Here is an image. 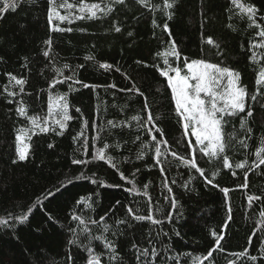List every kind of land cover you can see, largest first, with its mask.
Instances as JSON below:
<instances>
[{
	"label": "trees",
	"instance_id": "16d2710c",
	"mask_svg": "<svg viewBox=\"0 0 264 264\" xmlns=\"http://www.w3.org/2000/svg\"><path fill=\"white\" fill-rule=\"evenodd\" d=\"M150 2L162 8L163 0ZM243 2L259 9L257 23L264 27V0ZM128 4L129 7L115 6L113 13L98 20H77L72 24L54 21L60 28L73 29L71 32L50 30L48 0H35V3L20 0L16 11L0 14V217L21 214L37 198L43 201L46 209L40 211L37 207L24 224L9 221L8 227L0 226V264H69V256L73 258L72 264H85L84 246L89 245L90 237L80 235L76 244L68 243L73 239L71 229L79 228L71 219L74 213L86 220L92 236L101 235L102 228L90 221L105 217L103 223L108 224L109 231L103 235L115 242L122 264H137L135 250L131 248L133 243L141 249H157L156 257L149 255L147 258L150 264H192L194 257H200L201 264H229V261L264 264V217L260 216L264 211V165L250 171L248 167L227 170L222 160L205 157L197 151L198 166L208 178L218 170L213 181L218 185L215 188L205 183L204 177L194 169L180 165L170 153L191 159V149L185 151V148L189 141L194 143V138L184 137L174 105L170 103V90H166V81L155 67H164L163 53L170 46L169 33L162 30L167 21L171 39L182 57L221 63L241 74V84L250 94L246 103L253 108V116L247 118V127L252 133L248 138L246 131L240 129V117L233 119L225 126V132L235 131L237 138L244 137L249 147L243 149L231 141L233 146L226 154L233 164L247 159L250 166L264 137V107H261L264 97H258L255 102L250 99L256 91L259 67L250 63L248 45L252 39L259 40L255 36L259 29L249 28L246 18L234 14L230 18L229 0H177L170 10L173 12L171 20L160 10L141 8L133 0H128ZM153 18L161 27L153 28ZM114 23L121 28L119 33L114 31ZM128 32L133 35L128 36ZM207 37H212L219 49L207 45L204 42ZM49 39L51 51L46 58L43 52L48 50L45 41ZM86 56L94 59L86 61ZM172 62L176 66V62ZM100 63L114 67L105 70L99 67ZM182 63L181 60V67ZM64 64H68L69 69H63ZM81 65L83 67H78ZM55 68H61L64 76H74L82 84L96 87L73 84V90L69 91L70 80L49 89L50 82L62 79L56 75ZM5 73L27 79L25 93L21 96L28 106L29 116L47 117L49 94L67 93L69 114L73 117L67 122L63 135L55 132L33 135L28 141V157L16 163H13L16 159L15 130L30 125L16 115V103L7 102L3 93L7 84ZM133 85L143 95L137 94L135 89L122 91ZM145 102L149 106L147 110ZM149 111L154 122L156 118L163 121L164 139L168 141V152L161 157L166 161L162 165L163 175L161 165L155 164L156 142L151 140L146 129L138 126V121L131 119L140 116L141 121L147 120ZM109 120L120 126L108 125ZM81 131L88 137L87 152L83 137L77 141L73 139ZM93 137H96L94 143ZM106 144L109 147L105 152L114 159L119 171L94 159L93 154ZM143 144L148 147L143 148ZM141 152L142 159H137ZM73 159L89 163L73 164ZM245 171L248 172L247 188L241 187L245 183ZM120 172L135 182L138 193L126 191L132 184L121 180ZM190 176L193 177L191 183L185 188ZM93 180L103 181L109 187H100ZM165 181L172 189L171 194L163 186ZM145 184L148 185L147 195L143 194ZM223 188L229 189L227 196L221 191ZM49 192L54 195L49 196ZM248 195L260 196L261 200L250 206ZM81 197L90 198L92 208L77 204ZM172 197L176 201L175 208L171 205ZM150 206L154 218L161 223L136 221L128 214V208H132L135 214L147 216ZM169 212L171 219L167 218ZM48 214L54 220H49ZM120 220L126 223H117ZM213 233L223 236L222 250L217 249L209 260H203L215 246ZM89 246L101 255L102 264H109L102 241L93 239ZM245 249V257L233 255ZM252 256L256 259H249Z\"/></svg>",
	"mask_w": 264,
	"mask_h": 264
},
{
	"label": "snow or ice",
	"instance_id": "6c2138e0",
	"mask_svg": "<svg viewBox=\"0 0 264 264\" xmlns=\"http://www.w3.org/2000/svg\"><path fill=\"white\" fill-rule=\"evenodd\" d=\"M28 3H35V0H27ZM135 5L140 6L141 8H146L150 10H160L163 12V15L167 17V20H171L173 12L170 11L173 9L177 3V0H163L162 8L159 5H153L150 0H133ZM20 0H0V14L6 13L8 10L16 11L19 7ZM230 8L228 11L231 15L234 14L240 18H246L249 23V28L255 27L259 29L255 33V36L259 37V40L252 39L248 45V51L251 53L249 61L252 64H256L259 67V70L256 73L255 85L256 91L251 94L250 99L252 101H257L258 97H264V27L261 24L257 23V15L259 9L255 5L250 3H245L243 0H229ZM123 5L129 7L128 0H99V2H88V0H78V2H73V0H48V11H47V21L51 31H68L71 32V28H60L59 25L54 24V21L60 23L67 22L68 24L75 23L77 20H98L103 17H108L115 10V6ZM63 10V14L61 12ZM264 19V18H262ZM153 28L161 27L157 24L155 18L152 21ZM114 31L119 33L121 28L115 23L113 24ZM162 30L165 33H169V48L163 53L164 67H156V71L159 73V76L166 81V90H170V103L174 105V112L177 119V123L183 129V135L185 138L194 137V143L189 141L186 145L185 151L191 149V159L178 156L176 152H171L170 155L179 161L180 165H183L186 168L194 169L196 173H199L201 177H204L205 183L211 184L214 188L218 187L217 184L213 183L215 176L218 174V170L212 173V178H208L205 175V171L202 167L198 166L196 159V152L202 153L203 156L214 158L216 160H222V166L224 169L232 170L235 169H245L249 168V171L252 169H259L261 165H264V137L261 138L260 146L257 147L254 155L255 160L249 162L247 159L242 160L233 164L230 162L229 156L226 154L230 146L231 141H235L243 149H248L249 145L246 142L244 137L237 138L236 132L232 133L225 132V126L228 125L236 117H240V129L246 131V136L251 137L252 129L247 127L248 120L253 116L252 106L246 103V98L249 97V92L246 87L241 84V74L227 66H222L221 63L208 62L204 59H191L187 56H183L178 50L177 45L174 40L171 39V33L169 31V25L165 21L162 25ZM132 32H128V36H132ZM204 42L209 46H214L219 49V45L213 40L212 37H207ZM45 44L48 45V50L43 52V55L47 58L50 55L51 51V39L45 41ZM218 54L222 55V53ZM171 57L170 61L168 58ZM94 59L91 56H86L85 60ZM181 60L183 61L182 67L180 66ZM176 62V66H173V62ZM137 63H142L137 61ZM26 67V65H24ZM148 65L145 64V67ZM68 64L63 65V69H69ZM78 67H83L78 66ZM99 67L105 70H110L114 66L108 63H100ZM56 75L62 77V79H54L49 84V89L55 88L57 84H62L67 81H72V84H69V91L73 90V84H82L78 79H74V76H64L63 70L61 68H55ZM117 71L120 69L117 68ZM7 77V84L3 89V93L6 95L7 102L9 104L16 103L15 112L18 117L24 118L28 121L30 127H20L15 130V153L16 159L13 160V163L17 161H24L29 155L30 145L28 141L31 140L33 135L39 133H49L55 132L56 135H63L68 124L67 122L72 120L73 117L69 114V102L68 94H49L48 97V115L47 117L40 116H29L28 106L22 99L21 94L25 93V84L27 79L24 77H18L12 73H5ZM84 88L92 87L93 89L96 86L82 84ZM108 87L115 88V85H109ZM18 89V91L16 90ZM135 89L136 93L143 95L138 88H128L122 91L132 92ZM17 97H21L17 99ZM264 107V104L261 105ZM144 109H149L148 104L145 102ZM77 112H80V109H76ZM246 113V116H240V114ZM132 120L138 121V126L142 129L147 130V134L151 136V140L156 142L155 147V164L161 165V174L164 173L163 164L166 162L161 159L162 156H165L168 152V141L164 139L166 132L163 129V121H160L159 118H154L149 111L147 120L141 121L140 116H133ZM108 125L112 127H118L120 125L114 124L113 121L109 120ZM87 125V121H85ZM57 128L59 131H57ZM93 130L96 129L95 122L92 124ZM156 133V135H153ZM85 140L84 151L87 152V140L88 137L84 135L83 131L78 133L74 137V141L79 139ZM159 137V139H158ZM93 143L96 140V137H93ZM139 140V135L137 136ZM163 145V148L161 147ZM49 147H52L50 144ZM109 146L106 144L104 148L97 150L93 155L94 159L99 161H104L109 164L112 168H117V164L114 159L107 155L105 149ZM119 147V145H117ZM143 148H147V144L142 145ZM143 152L137 156V159H142ZM73 164H87L88 161L73 159ZM236 173L233 171L232 173ZM245 183L241 187L247 188V177L248 172L245 171ZM81 177H76L75 179H80ZM121 180L127 181L129 184H132V188L126 189V191L137 192L138 189L135 186V182L128 180L123 172H120ZM193 177H189V180L185 182L184 187L187 188L188 184L191 183ZM93 183L98 184L100 187H109L103 181L93 180ZM69 183H72L69 180ZM175 183V181H173ZM113 187H119L120 185H112ZM168 189L169 194H171L172 189L168 186L167 181L163 185ZM62 187H67V185H62ZM144 195H147L148 185H144ZM59 190V189H58ZM227 196L229 189H221ZM49 196L54 195L49 192ZM169 197H165L168 199ZM150 199V198H149ZM90 198L81 197L76 201L77 204H82L85 208H92V203L89 202ZM247 200L251 206L253 202L261 200L260 196L248 195ZM119 203V201H117ZM172 208L176 207L175 198H171ZM39 207L40 211H46L43 206V201L40 198H37L26 211L18 215L8 214L7 218L0 217V226L8 227L9 221H13L16 224H24L29 220V217L34 214V211ZM128 214L133 217L136 221H150L153 225L161 223L160 220L155 219L152 214L151 206L149 208V214L147 216L137 215L133 212L132 208H128ZM260 216L264 217V211L260 212ZM49 220H54L51 214H48ZM167 218H172V213L167 214ZM71 219L78 223L79 228H72L73 239L69 240L70 245L77 243V239L80 235H87L90 237L89 245L91 240H100L103 242L104 249L108 254L109 264H122L121 257L117 251V246L113 240L108 239L103 233L109 231V226L107 223H103L105 220L104 216H101L99 221L91 220L90 223L96 224L98 227L102 228V233L99 236H92L91 229L88 227L86 220L75 213L71 216ZM231 219V217H229ZM119 224H124L126 221L120 220L117 221ZM115 234V233H114ZM166 235V233H165ZM179 236V232L176 233ZM216 236L215 233H213ZM223 236H216L215 246L213 249L209 250L208 253L203 257V260H209L213 256V252L217 249L222 250L221 240ZM85 245V251L87 253V259L85 264H102L101 255L94 251V249ZM131 248L135 250L137 264H150L147 260L149 255L153 258L157 256V249L152 247L151 249H141L136 243L131 245ZM237 258L245 257L247 255V249L240 253H234ZM144 258V259H142ZM251 260H255L256 257H249ZM69 264H72L73 258L68 257ZM192 264H201L200 257H194ZM229 264H234V262L229 261Z\"/></svg>",
	"mask_w": 264,
	"mask_h": 264
},
{
	"label": "rangeland",
	"instance_id": "374dc122",
	"mask_svg": "<svg viewBox=\"0 0 264 264\" xmlns=\"http://www.w3.org/2000/svg\"><path fill=\"white\" fill-rule=\"evenodd\" d=\"M88 2H94V0H88ZM62 12V14H63V11H61ZM194 138V137H193ZM28 144H29V142H28ZM30 145V144H29Z\"/></svg>",
	"mask_w": 264,
	"mask_h": 264
}]
</instances>
